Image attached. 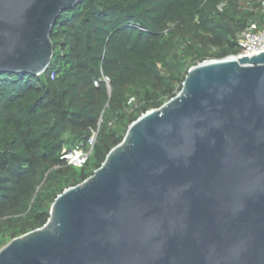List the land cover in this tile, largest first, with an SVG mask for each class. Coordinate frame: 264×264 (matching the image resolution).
<instances>
[{
    "label": "water",
    "instance_id": "95a60500",
    "mask_svg": "<svg viewBox=\"0 0 264 264\" xmlns=\"http://www.w3.org/2000/svg\"><path fill=\"white\" fill-rule=\"evenodd\" d=\"M78 1L0 0V74H43ZM0 264H264V51L190 68Z\"/></svg>",
    "mask_w": 264,
    "mask_h": 264
},
{
    "label": "trees",
    "instance_id": "16d2710c",
    "mask_svg": "<svg viewBox=\"0 0 264 264\" xmlns=\"http://www.w3.org/2000/svg\"><path fill=\"white\" fill-rule=\"evenodd\" d=\"M221 4L224 6L220 7ZM264 0H79L60 14L39 76L0 74V249L100 168L131 123L174 98L190 68L239 53ZM109 79V87L103 82ZM80 168L62 152L87 145Z\"/></svg>",
    "mask_w": 264,
    "mask_h": 264
},
{
    "label": "built area",
    "instance_id": "2783aa9c",
    "mask_svg": "<svg viewBox=\"0 0 264 264\" xmlns=\"http://www.w3.org/2000/svg\"><path fill=\"white\" fill-rule=\"evenodd\" d=\"M222 6H224V4H221L219 8ZM260 13L264 16V7H262ZM237 45L240 50L239 53L236 55H231L228 58L238 59L241 57H249L253 54L263 52L264 27H257L253 23L247 24L238 34ZM100 81L105 83V85L109 87V79L107 77L102 75L99 81H94V85L98 86V83ZM96 135L97 132H92V135L85 147L79 145L73 149L63 151L61 160L65 161L69 166L75 168L82 167L93 152Z\"/></svg>",
    "mask_w": 264,
    "mask_h": 264
}]
</instances>
